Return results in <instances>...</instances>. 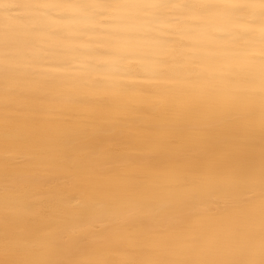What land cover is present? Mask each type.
Instances as JSON below:
<instances>
[{
	"label": "bare ground",
	"instance_id": "1",
	"mask_svg": "<svg viewBox=\"0 0 264 264\" xmlns=\"http://www.w3.org/2000/svg\"><path fill=\"white\" fill-rule=\"evenodd\" d=\"M0 264H264V0H4Z\"/></svg>",
	"mask_w": 264,
	"mask_h": 264
},
{
	"label": "clouds",
	"instance_id": "2",
	"mask_svg": "<svg viewBox=\"0 0 264 264\" xmlns=\"http://www.w3.org/2000/svg\"><path fill=\"white\" fill-rule=\"evenodd\" d=\"M0 7L5 9H15V3H5L4 0H0Z\"/></svg>",
	"mask_w": 264,
	"mask_h": 264
}]
</instances>
